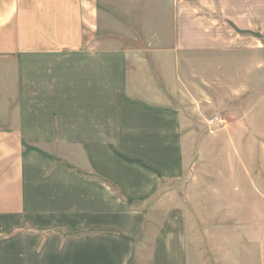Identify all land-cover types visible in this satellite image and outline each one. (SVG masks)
Instances as JSON below:
<instances>
[{"label":"crops","instance_id":"0c3cea01","mask_svg":"<svg viewBox=\"0 0 264 264\" xmlns=\"http://www.w3.org/2000/svg\"><path fill=\"white\" fill-rule=\"evenodd\" d=\"M104 19L98 0H0V217L71 233L31 248L59 264H127L146 246L142 263L190 264L176 102ZM160 189L172 204L155 219L133 202Z\"/></svg>","mask_w":264,"mask_h":264},{"label":"rangeland","instance_id":"374dc122","mask_svg":"<svg viewBox=\"0 0 264 264\" xmlns=\"http://www.w3.org/2000/svg\"><path fill=\"white\" fill-rule=\"evenodd\" d=\"M98 5L113 48L136 51L133 63L152 66L176 102L177 150L185 167L170 186L191 242L190 264H264V0ZM157 194L133 203L154 205L159 219L172 200H157L162 189ZM148 227L137 244L153 236L150 229L144 232ZM57 233L67 234L55 228L38 233L22 217H0V264H59L31 249L34 243H57ZM143 250L127 264H147L142 261L148 262L149 250ZM74 264L88 263L85 258Z\"/></svg>","mask_w":264,"mask_h":264},{"label":"built area","instance_id":"2783aa9c","mask_svg":"<svg viewBox=\"0 0 264 264\" xmlns=\"http://www.w3.org/2000/svg\"><path fill=\"white\" fill-rule=\"evenodd\" d=\"M214 121V119L213 120H211V122H213Z\"/></svg>","mask_w":264,"mask_h":264}]
</instances>
